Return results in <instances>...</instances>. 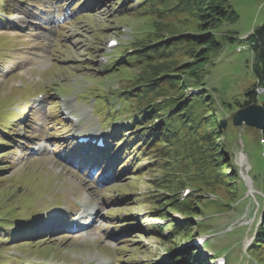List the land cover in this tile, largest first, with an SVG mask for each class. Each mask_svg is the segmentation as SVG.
<instances>
[{"label": "rangeland", "instance_id": "obj_1", "mask_svg": "<svg viewBox=\"0 0 264 264\" xmlns=\"http://www.w3.org/2000/svg\"><path fill=\"white\" fill-rule=\"evenodd\" d=\"M12 1L17 0H8L7 3ZM33 1L38 2L35 7L32 0H26V4L22 5L24 10L21 15L24 18L19 11L14 10L13 14L6 17L8 23L5 20L0 23V45L6 37L12 36L14 39L12 45L8 46L9 49L7 47L6 51L0 50V55L3 54L0 57V121L13 119L12 108L16 106L14 110L17 109V105L28 98L22 102H32V106L28 105L31 119L26 124H35L34 129L44 130L43 141L35 146L40 149L38 155H33L28 160L23 158V153L29 150L34 154L32 145H36L37 141H27L20 146L19 141L25 132L19 122L15 126L2 124L3 129L0 130V215L5 214L0 216V221L3 222L0 231V264H166L169 253L165 249L171 246L165 242L169 241V235L175 228L171 227L169 231L163 232L164 236H160L153 230V226L158 223L163 226L170 223L180 225L187 219L193 220L192 227L200 223V229L192 230V240L180 239L181 245L178 244L177 249L189 252L196 249L194 253L201 254L204 259L209 260V264H217L219 256H225L228 264H264L261 262L264 256L260 259V256L249 251L264 219V144L260 130L245 125L236 127L231 118L240 109L237 102L244 103L245 94L255 84L257 104L264 102V93H258L263 87L253 74L254 57L250 47L241 52L237 50L249 44L245 38L253 30L264 25V0H228L238 19L220 27L217 36L222 47L209 52L207 63L196 75L200 79L195 83L203 88V95L209 93L205 98L206 106L204 105V110L196 106L182 114L186 121L191 122L188 128L194 142L188 137L175 141L170 154L172 163L168 166L172 167L171 171L175 175L172 182L165 184L157 180L163 177L160 166L149 174H138L137 167L146 168L149 165L151 158L147 157H136L134 169L131 167L126 172L124 168L128 164L125 160L131 155L120 156L118 163L124 162V165L117 174L116 161L113 164L107 163L106 157L99 165L96 164L97 169L90 176L79 173L77 167L73 166L74 160L71 163L66 160L65 152L68 149L63 147L66 143L63 137L87 134L91 130H97L99 126L106 132L115 130L110 125H100L101 116L98 118L96 112L91 114L85 111V106L89 109L91 106L74 96L72 87L82 85L76 91L79 94L86 93L88 88L105 91L100 95L90 92L86 97L88 100H95L98 108H103L102 121L112 123V96L108 100H102L99 96H108L109 91L121 94L122 89L130 88V79L140 73L143 65L142 62L118 63L114 60L112 64H107L102 61L103 52H109L106 37L111 40L116 37L120 42L125 41L138 49L148 45L141 53H147L149 49L160 50L165 46V52L161 56L165 62L159 64V70L166 77L179 74V79L175 80L184 86V83L180 84V79L188 78L183 73L188 74L190 69L203 63L194 59V53L197 54L203 47L208 48L199 45L193 36L204 31L197 12L192 7H185L187 10L177 13L174 5L178 0H170V7L154 5L152 0H145L142 4L141 0H104V7L91 5V13L83 10L79 12H83V16L55 28L53 24H45L48 16L43 13V9H47L43 5H47L48 0ZM54 1L60 2L64 12L68 8H74L77 12L81 6L87 7L88 0ZM27 11L33 15H26ZM33 21L40 22L44 27L34 26ZM22 24L28 25L23 27ZM123 28H127V32L117 34L116 31H122ZM227 31L244 40L231 41L224 38ZM176 43L179 48L175 47ZM115 53L117 56L118 50L112 52L114 57ZM119 53L122 55V49ZM134 53L139 52L136 50ZM121 64L130 69L118 71ZM112 66L114 67L107 71ZM112 73L114 76L108 77ZM15 83L28 86V93H25L28 97L21 90H17L13 96L9 95ZM192 88L193 86L185 88L184 98L179 103L180 113L188 100L200 93ZM34 91L44 94L48 91L49 95H44V99L36 103ZM174 93L176 92H169L167 99ZM66 96L77 97L76 102L80 103L74 104ZM162 96L160 94L158 97ZM65 102L68 111L72 110L74 116L82 120L78 130L74 125H69L66 114L61 113L65 110L62 108ZM16 112H22V109ZM35 113L38 116L33 120ZM217 113L224 115V120H220ZM202 114L206 118L201 120L202 124L195 125ZM58 115L64 117L62 116L58 126H54L57 128L46 129L44 125L46 126L47 121L54 122ZM213 117L217 121L215 127ZM148 118L151 121L154 116ZM25 120L22 119L21 122L24 123ZM128 120L122 122L128 123ZM89 121L93 125L87 127ZM158 124L157 122L154 126ZM5 129L10 136L3 134ZM33 132L34 130L26 134L31 136ZM206 132L207 135L210 132L212 134V140L209 138L212 143V163L201 152L207 149L203 138ZM222 133L224 136H221ZM224 138L226 146L223 147ZM178 143L183 145L179 150L176 149ZM119 144L120 141L117 145ZM44 147L46 149L42 151ZM53 147H56L55 151ZM216 148L220 149L219 152H216ZM158 161L163 163L165 159L160 156ZM215 162H219L217 166ZM207 168L210 169L207 171ZM100 179L106 181L98 184ZM186 189L190 193L184 196ZM189 197L191 203L198 202L193 218H187L185 214L176 211L171 202L166 207L156 202L157 199L167 202L173 198L181 202L185 200L183 198ZM83 202H99L102 207L101 218L92 231L70 236L59 233L48 235L61 231L62 226L54 224L45 231L35 230L34 233L42 235V238L27 239L19 235L23 223L28 222L31 214L36 217L31 220L48 218V224H51L58 221L56 211L60 204L67 203L70 207H76ZM156 203L161 216L166 215L163 221L159 220V214L154 213ZM97 206L100 210L98 203ZM73 210L76 212L79 208ZM9 213L17 215L11 216ZM6 215L8 220H5ZM13 222L17 224L10 225ZM58 227L60 230L56 229ZM8 235L11 236L10 240ZM200 237L209 240L212 248L191 244ZM225 247L228 252H220ZM213 249L219 255L213 254ZM212 257L216 258L211 260Z\"/></svg>", "mask_w": 264, "mask_h": 264}, {"label": "trees", "instance_id": "obj_2", "mask_svg": "<svg viewBox=\"0 0 264 264\" xmlns=\"http://www.w3.org/2000/svg\"><path fill=\"white\" fill-rule=\"evenodd\" d=\"M154 5H162L164 7H170V0H152ZM186 3V4H185ZM182 5V6H180ZM186 5V6H185ZM175 11L177 13H183L184 10H187V8H193L195 12H197L198 17L200 18V21L202 22V28L204 31L202 33H198L193 35L195 41L202 46H206L208 48H202L197 54L194 53V59L196 61L200 60L199 62L202 63L197 68L190 69V73L185 74L184 76H187L188 79H180V84L184 83V86L179 85L178 82H176L175 79H179V74L173 75V76H163L165 73L163 72L161 74L159 67L161 62H165L164 57H161L165 50L163 48L161 50H152L148 54L144 55L143 58L137 59L138 62H143V68L135 75V79H132L133 85L127 89L124 90L121 95L126 98V100H132L135 103H132L130 106H138L136 111L138 112L137 115L141 119L143 118L145 121L142 123L140 120L134 119L132 124H138L137 129H139V132L136 136L137 138L141 139L142 145L139 148V153L142 155V157H152L151 161L153 164L146 167V169H143L142 172L148 173L150 171H155L159 169L163 172V177L159 180V183L165 184L170 183L173 181V177L175 173H173L171 170L172 167L170 166L171 162V152L173 151V146L175 144V141L179 142L182 139L188 137L189 140H191V132L189 131V126L191 125V122L186 121L182 114H184L187 110H192L196 106H199L200 109L204 110V105L207 101H205L207 93L203 95L202 93L196 94L193 96L192 99L188 100V103L185 104L181 110V113L178 111L180 108V102L183 100L185 95V88L186 87H192V89H196L197 85L195 82L196 80L193 79H200L195 78L197 73L203 70V67L207 63L208 54L211 50L220 49L222 47V42L218 39V31L220 27L224 23H234L237 21L238 16L236 15L235 11L230 8V5L228 4V0H178V2L174 5ZM182 7V8H180ZM224 38H228L231 41L236 40H244L240 39L236 36H232L227 31V34L224 36ZM186 39V38H184ZM248 43L249 47L253 53V74L256 78V81L264 88V25L259 26L255 30L252 31V33L245 38ZM182 42V41H181ZM176 48L178 47V43L174 44ZM148 45L144 47V49H147ZM139 51V50H138ZM123 55V52L121 53ZM142 53H138V57H142ZM162 61H159V60ZM120 63H123L125 58H120ZM124 66V65H123ZM114 66H112L113 68ZM201 67V69H199ZM110 68V69H112ZM109 69V70H110ZM120 69H118L119 71ZM113 75V73L111 74ZM176 76V77H175ZM169 92H176L175 95H171L170 99H167L166 96H168ZM160 94H162V97H158ZM166 98V99H164ZM245 102L244 103H238L237 106L239 108H243L247 105H250L252 103H257L258 96L256 93V84L245 94ZM208 104V103H207ZM264 105V102L262 103ZM206 106V105H205ZM229 107H232L231 104H229ZM205 114L201 115L200 121L196 122V124H202L201 120L205 119L203 116ZM218 115V113H217ZM154 116V119L150 121L148 117ZM221 118L220 120H224V115H218V118ZM162 118H165L162 121ZM213 127L216 126L217 122L215 118L213 117ZM161 121L157 127H154L155 123ZM165 122V123H164ZM2 124H5L4 121H0V130L3 129ZM179 124V125H177ZM210 123L208 122L207 125ZM149 125V126H148ZM6 131V129H5ZM186 132V134L183 135V133ZM9 133V132H8ZM217 134V133H215ZM221 136H224V133H222ZM262 141L264 144V130L261 131ZM204 142H206L207 149H204L201 152H204L206 155V158L209 163L214 162L213 159L210 157V146H212V143L209 142L212 140V134L210 132L209 135H207V132L203 135ZM194 142V139L191 140ZM223 147L226 146V138L223 139ZM159 144V145H158ZM189 144V143H188ZM183 145L177 144L176 149L179 150L182 148ZM215 146V144H214ZM218 147V146H217ZM202 150V149H201ZM219 148H216V152H219ZM264 153V151H263ZM222 154V153H221ZM136 157L137 154L135 152ZM163 157L165 159V162L158 161V157ZM155 162V163H154ZM219 162H215V165ZM217 166V165H216ZM174 168V167H173ZM210 168H207V171ZM160 176V175H159ZM219 176V174H218ZM159 196V195H158ZM154 197H157L155 195ZM158 198V197H157ZM162 198V197H161ZM190 198H188L185 202L176 201V199H169L167 202H161L157 199V203H160L164 207L168 205L169 202H171L175 206V210L179 211L183 214H185V217H191L196 214L195 212V205L196 203H191ZM155 214H159L161 216L160 210H156ZM166 215H163L159 218H164ZM261 229L257 232V235L254 239V242L252 244V247L249 251H252L254 255L260 256V259L262 256H264V219L261 222ZM192 220H188L183 222V224L178 225L177 223H170L168 226H159L160 230L163 231L165 228L171 229V227L175 228L174 231L171 234V237L168 241L170 243V246L168 248L169 252L171 253V258L174 256H177L178 251H175L174 249L178 247V244H181L180 239H192L194 234L192 235V230L198 231L199 224L195 227H192ZM194 231V232H195ZM161 234V233H160ZM191 235V236H190ZM190 236V237H189ZM174 237V239H172ZM180 240V241H179ZM178 241V242H177ZM175 246V247H173ZM195 252V251H192ZM179 254H183L179 257H177V260H182L183 263L188 264H195L190 263L191 260H199L198 254H190L187 252H180ZM178 254V255H179ZM253 256V255H251ZM264 262L263 258L262 261ZM178 264V263H177Z\"/></svg>", "mask_w": 264, "mask_h": 264}, {"label": "water", "instance_id": "obj_3", "mask_svg": "<svg viewBox=\"0 0 264 264\" xmlns=\"http://www.w3.org/2000/svg\"><path fill=\"white\" fill-rule=\"evenodd\" d=\"M233 125L236 127L245 125L256 128L260 131L264 130V105L252 103L243 108L238 109L231 116ZM225 127V123H224Z\"/></svg>", "mask_w": 264, "mask_h": 264}, {"label": "built area", "instance_id": "obj_4", "mask_svg": "<svg viewBox=\"0 0 264 264\" xmlns=\"http://www.w3.org/2000/svg\"><path fill=\"white\" fill-rule=\"evenodd\" d=\"M258 93H259V94L264 93V88L259 89V90H258Z\"/></svg>", "mask_w": 264, "mask_h": 264}, {"label": "bare ground", "instance_id": "obj_5", "mask_svg": "<svg viewBox=\"0 0 264 264\" xmlns=\"http://www.w3.org/2000/svg\"><path fill=\"white\" fill-rule=\"evenodd\" d=\"M107 163H108V160H107ZM56 229H58V230H60V228L58 227V228H56ZM37 230V229H36ZM35 232V231H34Z\"/></svg>", "mask_w": 264, "mask_h": 264}]
</instances>
